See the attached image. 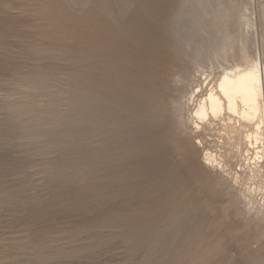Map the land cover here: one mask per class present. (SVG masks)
<instances>
[{"label": "rangeland", "instance_id": "obj_1", "mask_svg": "<svg viewBox=\"0 0 264 264\" xmlns=\"http://www.w3.org/2000/svg\"><path fill=\"white\" fill-rule=\"evenodd\" d=\"M258 60L264 0H0V264H264L249 128L193 117Z\"/></svg>", "mask_w": 264, "mask_h": 264}, {"label": "bare ground", "instance_id": "obj_2", "mask_svg": "<svg viewBox=\"0 0 264 264\" xmlns=\"http://www.w3.org/2000/svg\"><path fill=\"white\" fill-rule=\"evenodd\" d=\"M205 82L208 88L193 110L195 125L199 127V123L204 124L209 120L223 122L227 116L230 126L241 131L248 127L243 140L249 149L247 155L250 156L251 150L254 155L248 161L252 171L259 172L264 164V66L258 60L249 67L225 69L214 84L209 77ZM198 92L203 90L199 91L198 88L192 98H196ZM216 160L212 152L205 154L208 165L212 166Z\"/></svg>", "mask_w": 264, "mask_h": 264}]
</instances>
